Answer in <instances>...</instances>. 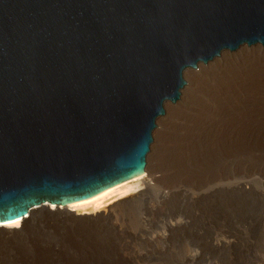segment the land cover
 <instances>
[{
  "label": "water",
  "instance_id": "obj_1",
  "mask_svg": "<svg viewBox=\"0 0 264 264\" xmlns=\"http://www.w3.org/2000/svg\"><path fill=\"white\" fill-rule=\"evenodd\" d=\"M264 46V0H0V223L140 180L185 70Z\"/></svg>",
  "mask_w": 264,
  "mask_h": 264
},
{
  "label": "bare ground",
  "instance_id": "obj_2",
  "mask_svg": "<svg viewBox=\"0 0 264 264\" xmlns=\"http://www.w3.org/2000/svg\"><path fill=\"white\" fill-rule=\"evenodd\" d=\"M207 64L205 67L199 63V70H185L186 85L180 91L179 101L176 105L164 103V120L156 121L158 131H154L158 142L150 164V154L147 156L145 174L140 180L84 204H74L64 210L60 205L34 208L27 218L0 223V252L7 257L0 254V264L44 263L46 257L41 255L49 246L35 239L29 240L35 251H39L33 259L25 254L22 246L23 238L31 236L38 224L102 225L120 214L127 205L153 191L168 202L173 197L197 200L209 192L217 196L234 192L247 194L253 189L254 182L264 184V46L245 44L234 51L223 50L218 60ZM156 208L163 209V206L158 204ZM168 227L169 234L183 229L181 223H170ZM165 235L156 238L163 239ZM215 238L224 241L225 236L218 233ZM101 254L86 260L84 256L77 262L71 260V264H111V258L108 260ZM122 260L130 263L125 257Z\"/></svg>",
  "mask_w": 264,
  "mask_h": 264
},
{
  "label": "rangeland",
  "instance_id": "obj_3",
  "mask_svg": "<svg viewBox=\"0 0 264 264\" xmlns=\"http://www.w3.org/2000/svg\"><path fill=\"white\" fill-rule=\"evenodd\" d=\"M196 69L199 70V67ZM153 138L148 164L152 161L154 147L158 142L155 132ZM252 187L247 194L234 192L231 195L217 196L209 192L197 200L173 197L170 198L171 201L168 199V202L163 200L157 191H153L133 201L124 208L122 214H116L102 225H64L62 229L59 225L38 224L33 228L31 236L28 235L30 238H23L22 246L25 248L24 253L29 254L32 259L39 251H35L29 240H38L49 246L44 255H41L46 257V263L44 261L42 264H55L56 261L57 264L61 261V264L67 261L66 264H71L83 260L84 256L86 260L87 257L93 258L101 253L100 256L108 260L111 258V264H264V184L254 182ZM158 204L161 208L163 206V209H157ZM170 223H181L185 229L181 228V232L177 230L169 234ZM218 233L225 236L223 242L214 239ZM163 234H166L165 237L157 240L156 237ZM108 251H111L110 254ZM0 254L7 258L5 253ZM124 257L129 259L130 263L123 261ZM48 259L50 261H47ZM153 260L154 263L151 262Z\"/></svg>",
  "mask_w": 264,
  "mask_h": 264
}]
</instances>
